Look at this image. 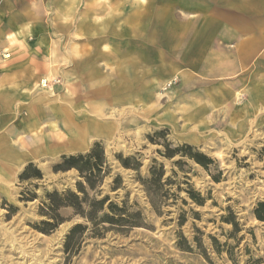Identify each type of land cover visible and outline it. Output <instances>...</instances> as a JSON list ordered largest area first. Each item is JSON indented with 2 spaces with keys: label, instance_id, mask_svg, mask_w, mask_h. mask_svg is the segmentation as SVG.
I'll use <instances>...</instances> for the list:
<instances>
[{
  "label": "crops",
  "instance_id": "obj_1",
  "mask_svg": "<svg viewBox=\"0 0 264 264\" xmlns=\"http://www.w3.org/2000/svg\"><path fill=\"white\" fill-rule=\"evenodd\" d=\"M263 114L264 0H0L5 167L86 153L123 121L191 133Z\"/></svg>",
  "mask_w": 264,
  "mask_h": 264
},
{
  "label": "rangeland",
  "instance_id": "obj_2",
  "mask_svg": "<svg viewBox=\"0 0 264 264\" xmlns=\"http://www.w3.org/2000/svg\"><path fill=\"white\" fill-rule=\"evenodd\" d=\"M53 85H59L58 80H44L38 89L52 93ZM139 121H123L117 138L95 143L104 147L112 169L101 187L103 195L118 204L128 196L143 212L145 226L126 234L108 232L102 238L79 232L66 252L67 236L83 221L74 218L71 209H63L65 222L42 233L37 229L46 218L39 214L40 204L46 192L75 190L78 173H55L62 156H53L33 163L42 181L21 183L19 176L30 163L10 169L0 161V264H264V223L254 216L256 205L264 200V114L237 128L227 124L191 133L189 128L147 127ZM166 144L172 149L190 145L193 153H204L213 163L205 169L183 154L166 159L159 153ZM119 156L134 158L140 169L124 168ZM154 161L164 165L163 182L172 181L170 191L177 195L167 200L161 214L139 182L149 176ZM117 176L122 187L113 192ZM190 187L205 199L203 205L189 198ZM30 193L38 198L21 200Z\"/></svg>",
  "mask_w": 264,
  "mask_h": 264
},
{
  "label": "trees",
  "instance_id": "obj_3",
  "mask_svg": "<svg viewBox=\"0 0 264 264\" xmlns=\"http://www.w3.org/2000/svg\"><path fill=\"white\" fill-rule=\"evenodd\" d=\"M193 151L194 148L190 145L172 149L170 144H166L165 150L159 151V153L166 159H173L178 154H183L182 156L188 157L205 169L213 163V160L204 153L199 151L193 153ZM118 159L126 169L138 171L141 167V164L134 158L123 159L119 156ZM132 161L134 164H131ZM53 171L55 173L76 171L80 178L76 183L75 190L46 192L40 204L39 214L46 218L37 229L42 233H51L65 222V218L60 213L63 209H71L73 217L83 221V223L75 225L67 236L66 252L69 250L74 236L79 232L91 231L93 237L102 238L108 232L126 234L133 229L145 226L143 212L137 203H130L128 196L121 204H118L109 195H103L101 187L105 179L111 175L112 169L105 155L104 147L100 143H95L86 153L62 156L61 162L54 167ZM165 174L164 165L154 161L149 176L145 179L139 178V182L157 214H161L162 206L170 197L176 198L177 196L170 191L172 181L168 179L165 183L163 182ZM42 179L41 170L33 163L28 164L19 176L21 183L31 180L42 181ZM121 187L122 179L117 176L112 191L116 192ZM178 190L180 191V188ZM186 193L198 205L205 203V199L191 187L186 189ZM37 198L35 193H30L28 197L22 195L21 200L33 202ZM254 216L258 221L264 223V200L256 205ZM236 231L237 228H235ZM212 240L215 250L219 252L218 241L214 238Z\"/></svg>",
  "mask_w": 264,
  "mask_h": 264
},
{
  "label": "bare ground",
  "instance_id": "obj_4",
  "mask_svg": "<svg viewBox=\"0 0 264 264\" xmlns=\"http://www.w3.org/2000/svg\"><path fill=\"white\" fill-rule=\"evenodd\" d=\"M78 122H80V121H78ZM65 136H66V135H65ZM89 139H91V138L89 137ZM89 139H88V140H89ZM70 150H71V149H70ZM8 262H9V261H8Z\"/></svg>",
  "mask_w": 264,
  "mask_h": 264
}]
</instances>
